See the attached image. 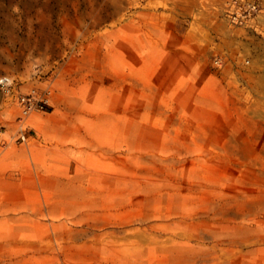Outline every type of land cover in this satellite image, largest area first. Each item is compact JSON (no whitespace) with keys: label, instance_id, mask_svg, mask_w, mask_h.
<instances>
[{"label":"rangeland","instance_id":"374dc122","mask_svg":"<svg viewBox=\"0 0 264 264\" xmlns=\"http://www.w3.org/2000/svg\"><path fill=\"white\" fill-rule=\"evenodd\" d=\"M3 76L0 264H264V0H0Z\"/></svg>","mask_w":264,"mask_h":264},{"label":"built area","instance_id":"2783aa9c","mask_svg":"<svg viewBox=\"0 0 264 264\" xmlns=\"http://www.w3.org/2000/svg\"><path fill=\"white\" fill-rule=\"evenodd\" d=\"M10 84L9 77H0V89L7 90ZM52 93L50 88L40 90L36 87H31L26 93H18L15 96L14 102L19 109V116L15 120L17 124L15 132L17 142L24 143L28 140V117L33 113L44 112L49 107H52Z\"/></svg>","mask_w":264,"mask_h":264}]
</instances>
